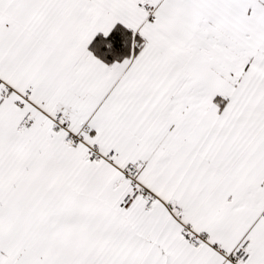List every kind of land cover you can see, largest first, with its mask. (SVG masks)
I'll use <instances>...</instances> for the list:
<instances>
[{
	"label": "snow or ice",
	"instance_id": "obj_1",
	"mask_svg": "<svg viewBox=\"0 0 264 264\" xmlns=\"http://www.w3.org/2000/svg\"><path fill=\"white\" fill-rule=\"evenodd\" d=\"M0 264H264V0H0Z\"/></svg>",
	"mask_w": 264,
	"mask_h": 264
}]
</instances>
